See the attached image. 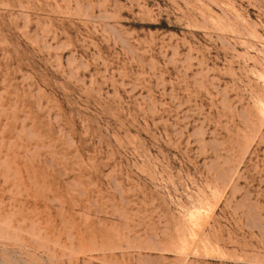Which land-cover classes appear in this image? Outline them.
I'll use <instances>...</instances> for the list:
<instances>
[{
    "label": "rangeland",
    "instance_id": "rangeland-1",
    "mask_svg": "<svg viewBox=\"0 0 264 264\" xmlns=\"http://www.w3.org/2000/svg\"><path fill=\"white\" fill-rule=\"evenodd\" d=\"M0 264H264V0H0Z\"/></svg>",
    "mask_w": 264,
    "mask_h": 264
}]
</instances>
